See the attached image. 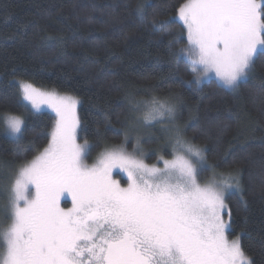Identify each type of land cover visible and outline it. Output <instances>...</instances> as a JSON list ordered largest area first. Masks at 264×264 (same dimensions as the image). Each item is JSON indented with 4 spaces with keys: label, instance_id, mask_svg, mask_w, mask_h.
Segmentation results:
<instances>
[{
    "label": "snow or ice",
    "instance_id": "1",
    "mask_svg": "<svg viewBox=\"0 0 264 264\" xmlns=\"http://www.w3.org/2000/svg\"><path fill=\"white\" fill-rule=\"evenodd\" d=\"M136 11L144 20V0ZM175 22L181 31L169 48L186 43L170 51L169 62L185 60L197 84L214 73L235 88L264 55V0H184L174 17L154 14L150 26L170 34ZM17 84L21 107L33 115L50 110L54 124L38 134L47 139L42 151L12 171L0 169V264H254L240 236L228 238L226 201L241 187L239 172H219L208 163L205 149L177 122V102L155 95L129 100L133 116L119 144H107L99 129L95 143L86 137L81 143L78 97L29 81ZM0 124L16 155L24 156L25 118L5 112ZM156 126L171 158L159 155L148 163L150 153L161 151L145 147L159 139ZM121 173L125 184L115 178ZM68 198L71 207H62Z\"/></svg>",
    "mask_w": 264,
    "mask_h": 264
},
{
    "label": "trees",
    "instance_id": "2",
    "mask_svg": "<svg viewBox=\"0 0 264 264\" xmlns=\"http://www.w3.org/2000/svg\"><path fill=\"white\" fill-rule=\"evenodd\" d=\"M140 2L0 0V114L25 118L21 143L29 148L17 156L0 124V167L37 155L47 145L38 134L54 124L51 111L33 115L21 107L19 80L77 95L82 102L80 136L90 143L96 142L97 129L107 144L121 142L122 129L132 118L129 100L167 98L179 104L185 134L205 149L208 163L219 172L238 170L241 187L226 201L232 212L229 236H240L254 264H264V55L258 54L235 88L214 76L197 84L185 60L169 62L170 51L186 43L181 39L172 49L168 45L181 23L169 24L170 34L153 32L150 26L154 14L160 20L174 17L184 0H144V20L136 11Z\"/></svg>",
    "mask_w": 264,
    "mask_h": 264
},
{
    "label": "rangeland",
    "instance_id": "3",
    "mask_svg": "<svg viewBox=\"0 0 264 264\" xmlns=\"http://www.w3.org/2000/svg\"><path fill=\"white\" fill-rule=\"evenodd\" d=\"M209 76H214V77H215V74L212 73V74H210ZM209 76H207V77H205V78H210ZM19 81H23V80H19ZM38 87H39V86H38ZM62 93H63V92H62ZM68 94H71V95H73V96L78 97L77 95H75V94H73V93H68ZM78 98H79V97H78ZM79 110H80V106L78 107V112H79ZM49 111H50V110H49ZM79 115H80V112H79ZM132 116H133V113H132ZM80 119H81V118H80ZM177 122L181 125L180 120H179V117H177ZM181 126H182V125H181ZM152 132H153V134H154L156 137H162L161 139H162L163 141L159 142L160 139H158V140H155V141H154L153 143H151V144H146V145H145V147H146L147 149H154V148H156V147H158V146L161 148V151L158 152V153H155V154L150 153V154H149V158L146 159V162H148V163H154V162L156 161V159H157V156H159V155H165L166 158H171L170 155L168 156V155L165 153L166 150H167V151H171V149L165 145V138L163 137V135H162L161 132L159 131V126L153 127V128H152ZM80 134H81V133H80ZM80 142L83 143V139H81V136H80ZM156 142H157L158 144L155 146ZM134 143H135V141H133V144H134ZM95 158H96V157H95ZM95 158H93V160L88 159V163H89V164L93 163V161L95 160ZM13 165H14V164L10 165L8 162H7V163H3V164L1 165V167H0V169H3V171H5V172L12 171V170H14V169L16 168V166L18 165V163H17V165H14V166H13ZM210 174H211V173H210ZM205 176H206V175H205ZM115 178L120 179V180H121V183H122V184H125V182L123 181V180L125 179V177H124V175H123L122 173L119 174V175H116ZM240 180H241V179H240ZM240 184H241V181H240ZM234 191H236V190H234ZM3 201H4V197H3L2 195H0V205H2ZM61 206H62V207H71L70 198H68L67 200H62V201H61ZM3 218H4V217H3V214H2V212H0V220H3ZM226 218H227V217H226ZM228 238H229L230 240H231V239H234V238H231V237L229 236V233H228Z\"/></svg>",
    "mask_w": 264,
    "mask_h": 264
}]
</instances>
